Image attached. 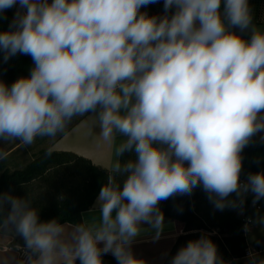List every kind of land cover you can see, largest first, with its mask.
<instances>
[{"label": "clouds", "instance_id": "9594fccd", "mask_svg": "<svg viewBox=\"0 0 264 264\" xmlns=\"http://www.w3.org/2000/svg\"><path fill=\"white\" fill-rule=\"evenodd\" d=\"M0 0V64L30 56L28 76L0 79L3 145L55 141L91 116L115 159L79 221L42 219L34 198L0 191V264H147L133 245L159 240L163 201L206 195L214 210L244 214L264 200V171L242 179L244 150L264 144V22L250 0ZM49 146L45 155L51 156ZM259 161H257L258 163ZM178 212L183 209L176 206ZM259 226V208L243 232ZM212 233L188 240L168 264H231ZM255 240V239H254ZM259 244L258 240H255ZM167 255V253H165ZM244 264H264L249 248Z\"/></svg>", "mask_w": 264, "mask_h": 264}, {"label": "trees", "instance_id": "16d2710c", "mask_svg": "<svg viewBox=\"0 0 264 264\" xmlns=\"http://www.w3.org/2000/svg\"><path fill=\"white\" fill-rule=\"evenodd\" d=\"M142 11H147L149 15L156 14V10L150 7L142 9ZM159 12L161 14L162 10ZM14 13V8H12L4 14L7 18L0 19V30L7 29ZM32 66L30 56L17 55L7 63L0 64V79H3L7 84L11 85L19 77L28 76ZM85 117H78L67 129L66 134ZM47 148H42L35 155L34 159L23 168L11 170L6 167V160L0 162V191H8L11 189L15 195L22 197L29 194L33 197L36 181L47 180L50 175L57 176L62 173V175H65V185H71L72 187L69 190H67V186L64 190L62 189L63 193L61 192L60 199L48 201L47 203H42L40 200L34 199L35 205L41 209L42 219L58 218L61 222L67 223L79 221L81 213L93 206L102 184L106 182L109 171L95 166L89 160L70 152L53 151L50 157L46 156ZM243 156L242 179L249 172L264 171V144H253L244 150ZM257 161L259 162L257 163ZM192 199V195L178 196L175 199L161 202L160 208L164 216L184 223L186 232L218 229L219 233L225 235L224 238L219 239L216 236H211V238L217 244L220 254L229 262L242 260L248 249V241L242 230L244 221L247 217L254 215L256 208L264 200H261L256 205V208H254L251 204L252 196L249 195L245 203L243 218L231 215L219 225H205L197 215ZM176 206L182 207L183 211L178 212ZM200 234L181 236L170 254L169 259L184 242L198 238ZM17 243L22 244L23 241L18 240ZM103 259L105 264H116V261L111 255H107ZM166 264L168 263L166 262ZM238 264H244V262H239Z\"/></svg>", "mask_w": 264, "mask_h": 264}, {"label": "crops", "instance_id": "0c3cea01", "mask_svg": "<svg viewBox=\"0 0 264 264\" xmlns=\"http://www.w3.org/2000/svg\"><path fill=\"white\" fill-rule=\"evenodd\" d=\"M255 20L257 23L264 22V9L257 12ZM93 119L94 118L91 116L85 117L67 134L52 141L46 147L51 146L53 147V151L56 152L74 153L89 160L93 165L109 171L115 159V147L119 144L120 140H118L119 137H117V140L113 144L103 141L100 137V129L98 125L93 124ZM46 139L47 138H43L41 140L44 142ZM20 148L21 145H17L15 148L8 151L9 156L5 164L7 168L13 170L16 168H23L27 165L23 163V160L17 154ZM192 197L194 209L205 225H219L226 221L231 215L243 218L244 214L240 215L238 210L230 208H226L223 211L214 210L213 206L207 200L205 193L199 188L194 190ZM164 217L165 227L159 240H153L152 237L154 236V232H147L133 245V251L136 256L144 259L147 264L168 263L170 254L181 236L202 232L212 233V236H216L219 239L225 236L219 233V230L216 228L212 230H194L186 232L184 223L173 218ZM251 231L254 233L255 228H252ZM186 242H184L183 245ZM11 243H17V240L11 241L10 239L0 238V255L7 254ZM255 247L256 249L258 248L257 246ZM165 253H167V255H165ZM239 262H243V260H233L231 264H238Z\"/></svg>", "mask_w": 264, "mask_h": 264}, {"label": "rangeland", "instance_id": "374dc122", "mask_svg": "<svg viewBox=\"0 0 264 264\" xmlns=\"http://www.w3.org/2000/svg\"><path fill=\"white\" fill-rule=\"evenodd\" d=\"M250 3L254 10L255 18L257 16V12L261 9H264V0H250ZM148 7L153 8L156 10V14H160V10H163V3L161 0V3L149 5ZM14 11L16 9L14 8ZM77 120L75 118L72 123L69 125V127ZM68 127V128H69ZM59 137V136H58ZM57 137V138H58ZM56 138V139H57ZM121 138H118L120 140ZM52 141H50L48 138L42 142L41 138H37L36 142L30 146V147H23L21 146L20 149H18L17 154L20 156V158L23 160V163L28 164L30 163L35 155L42 149L48 146ZM20 145L18 141L10 142L8 144L3 145L6 151H9L12 148H15V146ZM53 174V173H52ZM67 186V190H69L71 185H65V175H62V173L55 175H50L47 180H39L35 182L34 184V191H33V197L36 200H40L42 203H47L48 201L60 199L62 189L64 190ZM63 193V192H62ZM260 214L264 215V201L260 204ZM252 228H255L254 233L251 231L247 235V241L250 248H255L257 244L255 243V240H260L264 237V232L261 231L259 226H254ZM255 239V240H254ZM261 256H264V249H256Z\"/></svg>", "mask_w": 264, "mask_h": 264}, {"label": "water", "instance_id": "95a60500", "mask_svg": "<svg viewBox=\"0 0 264 264\" xmlns=\"http://www.w3.org/2000/svg\"><path fill=\"white\" fill-rule=\"evenodd\" d=\"M20 240L17 238V241ZM258 249H264V237L259 240V244H257Z\"/></svg>", "mask_w": 264, "mask_h": 264}, {"label": "built area", "instance_id": "2783aa9c", "mask_svg": "<svg viewBox=\"0 0 264 264\" xmlns=\"http://www.w3.org/2000/svg\"><path fill=\"white\" fill-rule=\"evenodd\" d=\"M258 208H259V210L261 209L260 206H259ZM245 222H246V220L244 221V224H245ZM248 234H249V233H248ZM248 234H245L246 238H247V235H248ZM249 248H250V247H249V245H248V249H249ZM248 249H247V251H248ZM247 251H246L245 256H244L243 259H242L243 262L245 261V258H246V255H247Z\"/></svg>", "mask_w": 264, "mask_h": 264}]
</instances>
